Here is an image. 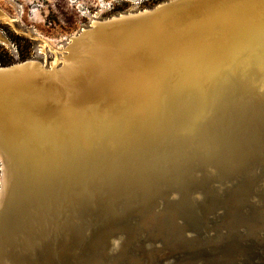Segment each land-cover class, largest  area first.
<instances>
[{"label": "water", "instance_id": "1", "mask_svg": "<svg viewBox=\"0 0 264 264\" xmlns=\"http://www.w3.org/2000/svg\"><path fill=\"white\" fill-rule=\"evenodd\" d=\"M262 3L170 0L94 22L72 38L60 65L0 66V264H264V127L244 130L258 112L222 128L213 155L164 169L146 192L112 199L99 192L73 200L16 171L3 151L48 118L49 85L78 52L98 54L103 77L130 76L175 47L183 18L221 22Z\"/></svg>", "mask_w": 264, "mask_h": 264}, {"label": "bare ground", "instance_id": "2", "mask_svg": "<svg viewBox=\"0 0 264 264\" xmlns=\"http://www.w3.org/2000/svg\"><path fill=\"white\" fill-rule=\"evenodd\" d=\"M243 13L183 18L175 47L130 76L103 77L98 54L78 52L49 85L48 118L3 144L8 161L73 200L112 199L213 155L239 115L264 127V3Z\"/></svg>", "mask_w": 264, "mask_h": 264}, {"label": "rangeland", "instance_id": "3", "mask_svg": "<svg viewBox=\"0 0 264 264\" xmlns=\"http://www.w3.org/2000/svg\"><path fill=\"white\" fill-rule=\"evenodd\" d=\"M170 0H0V56L19 63L18 50L46 68L61 64L72 38L105 21Z\"/></svg>", "mask_w": 264, "mask_h": 264}, {"label": "trees", "instance_id": "4", "mask_svg": "<svg viewBox=\"0 0 264 264\" xmlns=\"http://www.w3.org/2000/svg\"><path fill=\"white\" fill-rule=\"evenodd\" d=\"M15 46L17 47V50H18V60L19 62H24L26 61V59L28 58L27 55H25L23 52L20 51V46L15 44ZM0 51H5L4 47L0 46ZM15 64V61L11 58H4L2 56H0V66H10V65H13Z\"/></svg>", "mask_w": 264, "mask_h": 264}]
</instances>
